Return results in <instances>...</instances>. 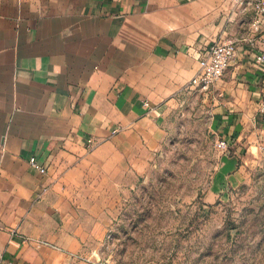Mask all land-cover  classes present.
Returning <instances> with one entry per match:
<instances>
[{"label":"crops","instance_id":"1","mask_svg":"<svg viewBox=\"0 0 264 264\" xmlns=\"http://www.w3.org/2000/svg\"><path fill=\"white\" fill-rule=\"evenodd\" d=\"M249 19L229 0H0V264H89L139 143L230 36L235 57L208 92L228 142L208 198L243 183L264 142V18L256 34Z\"/></svg>","mask_w":264,"mask_h":264},{"label":"rangeland","instance_id":"2","mask_svg":"<svg viewBox=\"0 0 264 264\" xmlns=\"http://www.w3.org/2000/svg\"><path fill=\"white\" fill-rule=\"evenodd\" d=\"M211 115L196 89L139 143L129 184L88 238L89 264H264V150L243 183L209 199L223 150Z\"/></svg>","mask_w":264,"mask_h":264},{"label":"built area","instance_id":"3","mask_svg":"<svg viewBox=\"0 0 264 264\" xmlns=\"http://www.w3.org/2000/svg\"><path fill=\"white\" fill-rule=\"evenodd\" d=\"M231 13L235 16L250 15L249 28L256 34L261 28V21L264 18V0H229ZM238 39L236 37H224L214 40L203 49L198 60V71L191 78L189 84L201 91L209 92L213 83L218 80L227 70L235 57ZM257 60L264 61V52L256 55ZM262 99L258 111L264 114V86L261 89ZM148 104V102H145ZM92 143V139H89ZM0 143V148H1ZM220 149H227L228 142L224 139L216 141ZM260 150H264V144H260ZM29 164L41 173H46L47 168L34 155L28 157Z\"/></svg>","mask_w":264,"mask_h":264}]
</instances>
